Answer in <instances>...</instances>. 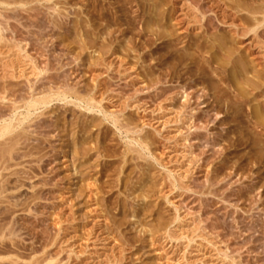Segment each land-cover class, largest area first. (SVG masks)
<instances>
[{
  "label": "rangeland",
  "instance_id": "374dc122",
  "mask_svg": "<svg viewBox=\"0 0 264 264\" xmlns=\"http://www.w3.org/2000/svg\"><path fill=\"white\" fill-rule=\"evenodd\" d=\"M9 1L0 264H264V0Z\"/></svg>",
  "mask_w": 264,
  "mask_h": 264
},
{
  "label": "bare ground",
  "instance_id": "6f19581e",
  "mask_svg": "<svg viewBox=\"0 0 264 264\" xmlns=\"http://www.w3.org/2000/svg\"><path fill=\"white\" fill-rule=\"evenodd\" d=\"M6 1H8V0H6ZM11 1V0H10ZM9 1V2H10ZM13 1V0H12ZM254 8V7H253ZM260 9V8H259ZM251 11V10H250ZM256 11V10H255ZM251 12H253V11H251ZM257 12V11H256ZM263 12V11H262ZM263 19V21H264V18H262ZM261 19V20H262ZM262 21V22H263ZM206 26V25H205ZM39 99V98H38ZM44 100V99H43ZM86 105V104H85ZM89 107V106H88ZM30 109V108H29ZM37 109V108H36ZM2 123V122H1ZM2 127L0 128V137H4V136H6L8 133H10V131H11V129H10V126H8V125H1ZM12 132V131H11ZM12 134V133H11ZM13 137H16V134H15V136H13ZM12 137V138H13ZM5 139V138H4ZM9 139H10V141L12 140L10 137H9ZM15 139V138H14ZM13 139V140H14ZM6 140H8V138H6ZM16 140V139H15ZM15 140L14 141H11V144H13L14 142H15ZM9 140H8V142H10ZM8 142H7V144H8ZM7 144H5V145H7ZM4 145V146H5ZM13 145H15V144H13ZM9 146H12V145H10V144H8V148H9ZM7 149V148H6ZM10 149V148H9ZM1 155H2V153H1ZM7 157V156H6ZM1 158H3V157H1ZM4 159V158H3ZM1 232V231H0ZM6 234V233H5ZM1 235V234H0ZM2 237V235L0 236V238ZM6 241V240H5ZM3 244V243H2ZM4 244H6V242L4 243ZM4 246V245H3ZM6 246V245H5ZM0 248H2L1 246H0ZM4 248V247H3ZM5 249V248H4ZM1 252V251H0Z\"/></svg>",
  "mask_w": 264,
  "mask_h": 264
}]
</instances>
